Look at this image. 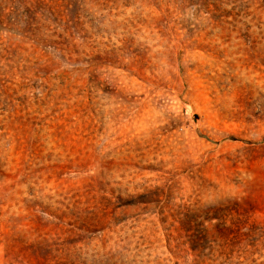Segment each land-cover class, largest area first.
<instances>
[{"label": "rangeland", "instance_id": "obj_1", "mask_svg": "<svg viewBox=\"0 0 264 264\" xmlns=\"http://www.w3.org/2000/svg\"><path fill=\"white\" fill-rule=\"evenodd\" d=\"M0 264H264V0H0Z\"/></svg>", "mask_w": 264, "mask_h": 264}]
</instances>
